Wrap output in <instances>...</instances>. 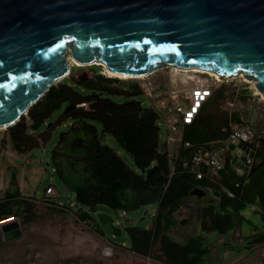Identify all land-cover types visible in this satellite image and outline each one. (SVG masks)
<instances>
[{
    "label": "trees",
    "instance_id": "trees-1",
    "mask_svg": "<svg viewBox=\"0 0 264 264\" xmlns=\"http://www.w3.org/2000/svg\"><path fill=\"white\" fill-rule=\"evenodd\" d=\"M100 67L93 65L90 75L51 86L29 109L27 116H22L20 121L6 129L13 149L23 154L41 145L40 142L44 143L54 125L70 120L51 150V159L57 177L74 193L81 206L78 211L81 220L93 221L97 229L96 219L91 214L97 205L126 211L156 204L149 227L128 226L125 230L131 252L163 264H201L208 252L202 234L191 236L185 242L168 234L178 223L175 211L195 187L210 191L217 199L216 203L212 200L200 207L202 232L232 230L241 219L240 212L253 204L259 208L264 225V139L253 152L249 170L242 174L230 161L210 179L197 180L178 163L171 174L168 158L159 147L158 112L134 99L114 101L113 95L132 98L141 94V87L135 81L123 82L108 77L101 73ZM115 83L124 89L114 86ZM223 89L222 86L216 92V98L222 97ZM213 92L193 123L184 127L183 139L194 144L221 141L232 123L241 122L237 114L220 120L213 118L209 111ZM62 107L64 109L56 121L50 122L40 133L30 128L33 123H40L39 127L44 125L51 114ZM104 135H110L140 167L148 170L154 166L150 173L141 174L131 168L113 147L101 141ZM187 153L184 151L182 155ZM224 188L233 196H228ZM15 196L17 193H6L0 200V221L12 215L8 202ZM26 209L27 217L31 216L28 206ZM258 240H264V236ZM155 246L156 253L153 254Z\"/></svg>",
    "mask_w": 264,
    "mask_h": 264
},
{
    "label": "water",
    "instance_id": "water-1",
    "mask_svg": "<svg viewBox=\"0 0 264 264\" xmlns=\"http://www.w3.org/2000/svg\"><path fill=\"white\" fill-rule=\"evenodd\" d=\"M68 45L78 62L127 76L164 65L220 76L241 70L264 98V0H0V127L20 121L59 82ZM135 164L141 174L154 167ZM96 218L120 235L111 215ZM14 225L1 226L5 240L20 235L8 231Z\"/></svg>",
    "mask_w": 264,
    "mask_h": 264
},
{
    "label": "rangeland",
    "instance_id": "rangeland-1",
    "mask_svg": "<svg viewBox=\"0 0 264 264\" xmlns=\"http://www.w3.org/2000/svg\"><path fill=\"white\" fill-rule=\"evenodd\" d=\"M91 66L93 65L71 64L69 74L57 84L63 80L90 75ZM100 68L101 73L105 74L103 66ZM240 74L222 76L215 80L213 76L206 74L176 72L171 67H162L145 79L119 78L123 82H137L141 87V94L132 98L125 95L111 97L116 102L134 99L146 107L163 103L169 112L172 107L167 94H184L194 85H207L214 91L209 108L213 118L220 120L225 116L237 114L241 123L250 129L252 142L257 147L260 140L264 139V99L261 93H257L254 81ZM114 86L124 89L117 83ZM222 86L223 95L216 98L215 94ZM148 91L156 97L149 99L145 95ZM63 109L62 107L54 111L45 124L38 126L35 131L40 133L50 122H55ZM164 115L165 111H160L157 120L159 147L160 150H163L164 146L173 150L176 144L166 143L170 133ZM69 123L70 120L66 119L62 124L54 125L53 130L48 131L51 135L44 143L40 142L41 145L23 154L13 149L6 129H0V200L5 198L6 193H17V196L8 202L12 215L0 221V224L15 222L20 230L18 237L0 242V264H163L149 256L131 252L128 249L129 238L125 230L128 226H150L156 204L141 205L126 211L97 205L95 211H91L96 219L97 229L93 221L85 222L80 219L78 211L81 206L76 202L74 193L57 177L51 159V150L60 132L65 130ZM97 127L101 135L100 126ZM37 133L33 134L37 136ZM101 141L113 147L131 168L140 171L133 157L110 135H104ZM26 206L29 207L31 216L27 217ZM100 212L112 216L114 225L121 231L120 235H114L107 224L98 221L96 215ZM155 248L156 246L153 254L156 253Z\"/></svg>",
    "mask_w": 264,
    "mask_h": 264
},
{
    "label": "built area",
    "instance_id": "built-area-1",
    "mask_svg": "<svg viewBox=\"0 0 264 264\" xmlns=\"http://www.w3.org/2000/svg\"><path fill=\"white\" fill-rule=\"evenodd\" d=\"M211 94L212 89L209 86L197 84L188 88L184 94H180V92L167 94L172 107L169 112H167L168 108L163 103H156L155 106H151L158 114L160 111H165L164 121L170 133L166 143L176 144L173 150H168L167 146H164L162 150L168 158L171 174L175 170L176 163H178L181 169L191 173L197 180L205 177L212 178L213 175L218 174L224 169L228 161L235 166L239 174H242L245 170H249L253 162V152L256 144L252 142L253 135L250 129L241 122L231 124L227 130V136L221 141L194 144L183 139L184 127L193 123L203 104ZM145 95L149 99L156 97V95L149 91ZM240 142L245 145V149L237 146ZM230 145H234V147L230 148ZM184 151L188 153L183 156L182 152ZM196 188L204 191L201 187H195L194 189ZM224 191L228 196H233L225 188ZM7 223L10 222L1 223L0 228ZM15 230H18L17 225L11 226L8 231ZM3 234L2 229H0V238L4 241Z\"/></svg>",
    "mask_w": 264,
    "mask_h": 264
},
{
    "label": "crops",
    "instance_id": "crops-1",
    "mask_svg": "<svg viewBox=\"0 0 264 264\" xmlns=\"http://www.w3.org/2000/svg\"><path fill=\"white\" fill-rule=\"evenodd\" d=\"M204 192L203 196L190 194L183 199L174 213L178 223L168 234L179 242H185L191 236L202 234L208 252L201 264H264V240H258L264 236V225L257 205H248L242 210L240 221L230 231L202 232L200 207L212 200L214 203L217 202L210 191L204 189Z\"/></svg>",
    "mask_w": 264,
    "mask_h": 264
},
{
    "label": "bare ground",
    "instance_id": "bare-ground-1",
    "mask_svg": "<svg viewBox=\"0 0 264 264\" xmlns=\"http://www.w3.org/2000/svg\"><path fill=\"white\" fill-rule=\"evenodd\" d=\"M65 58H66V61H67V70H66L65 74L62 76V78L65 77V76H67L69 74L71 64H76V65H79V66H86V65H92V64L101 65V66H103V71L109 77H118V78H123V79H128V78L145 79L146 77L152 75L155 71H157L158 69H160V67H159L158 69L154 70L153 72H150V73L144 74V75H139V76H127V75H123V74H117V73L111 72L105 65H103L99 61H91V62H86V63H80V62H78L71 55V49H70V46L69 45H68V50L65 53ZM162 67H171L176 72L177 71H184V72H190L191 71V72H195V73H199V74H207L209 76H213L215 80H219L220 77L225 76V75H221L220 76V75H218L217 73H215L213 71H210V70H207V69H203V68H198V67H191V68H185V69L184 68H180L179 66H172V65H164V66H161V68ZM239 73H241L240 74L241 76H244L245 77L244 73L241 70H238L237 72H235L234 75L235 74H239ZM254 85H255V83H254ZM257 93L260 94L261 92L257 90ZM4 128L5 127H0V129H4ZM1 223H4V222H1Z\"/></svg>",
    "mask_w": 264,
    "mask_h": 264
}]
</instances>
